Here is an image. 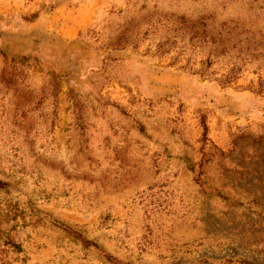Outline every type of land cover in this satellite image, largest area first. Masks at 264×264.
I'll list each match as a JSON object with an SVG mask.
<instances>
[{
  "label": "rangeland",
  "instance_id": "obj_1",
  "mask_svg": "<svg viewBox=\"0 0 264 264\" xmlns=\"http://www.w3.org/2000/svg\"><path fill=\"white\" fill-rule=\"evenodd\" d=\"M0 264H264V0H0Z\"/></svg>",
  "mask_w": 264,
  "mask_h": 264
}]
</instances>
